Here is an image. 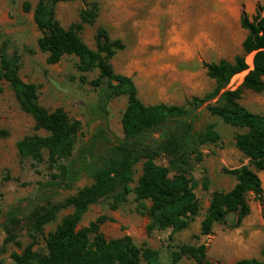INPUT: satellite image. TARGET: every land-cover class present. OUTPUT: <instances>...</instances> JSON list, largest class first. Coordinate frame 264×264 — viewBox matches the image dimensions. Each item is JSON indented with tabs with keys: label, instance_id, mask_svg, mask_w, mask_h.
Masks as SVG:
<instances>
[{
	"label": "trees",
	"instance_id": "obj_1",
	"mask_svg": "<svg viewBox=\"0 0 264 264\" xmlns=\"http://www.w3.org/2000/svg\"><path fill=\"white\" fill-rule=\"evenodd\" d=\"M80 0H36L33 21L41 32L37 48L47 54L49 64L64 55L78 58L81 73L97 71L96 78L87 81L96 89L93 111L100 123L77 148L75 141L80 123L71 120L61 108L48 110L38 103L37 86L19 76L20 56L8 54L0 47V81L8 82L20 109L28 114L36 131L25 135L16 148L23 159L30 158L47 166V180L43 184L52 192L71 191L83 177L89 182L62 201L36 207L28 215L33 237L43 233L46 224L55 220L59 212L70 209L54 230L45 237L46 252L38 253L29 244L21 253L13 252L14 264H159L157 251L146 245H137L129 235L107 238L100 226L105 217L78 227L89 206L110 199L112 209L122 205L133 192L136 210L148 217L147 231L171 229L179 232L188 228L199 214L200 202L195 196V184L188 176V167L203 160L202 147L220 140L214 122L198 128L199 109H205L223 123L243 129L235 135V146L248 159V163L223 172L235 177L228 191H214L200 221V235H209L215 224L224 223L229 213H235L232 224L237 227L249 214L247 194L263 202V188L259 172L264 171V114L253 113L241 104L243 91L264 92V6H257L249 17L243 10L239 25L246 30L241 42V54L231 60L203 63L205 75L213 80L214 88L203 97L192 96L187 105L158 102L143 103L130 76L116 73L110 60L124 48L119 39H111L104 27H98L94 36L95 48H90L80 36L84 24H93L97 17V4L91 3L79 13V21L63 27L56 18L59 3ZM25 11L31 10L28 2ZM252 54V68L241 84L226 88L231 77L248 69L246 56ZM125 96L126 105L120 123L122 137L108 128V104L114 98ZM8 131L0 128V138ZM46 154V160L43 155ZM165 160L168 166L157 163ZM141 172L134 181L135 166ZM170 171L173 174L170 175ZM135 182L134 187L131 184ZM147 202L149 203L147 205ZM14 214L9 213L5 230L8 234L3 245L14 241L16 234L10 226ZM17 243V242H16ZM171 253L174 262L182 257L196 264H217L206 255L204 244H177ZM3 249H0V253ZM259 258H242L233 264H264V245Z\"/></svg>",
	"mask_w": 264,
	"mask_h": 264
},
{
	"label": "rangeland",
	"instance_id": "obj_2",
	"mask_svg": "<svg viewBox=\"0 0 264 264\" xmlns=\"http://www.w3.org/2000/svg\"><path fill=\"white\" fill-rule=\"evenodd\" d=\"M31 5L30 11L23 4ZM97 4V17L93 24H84L80 36L90 48H95L94 36L98 27H104L111 39H119L124 48L110 60L116 73L130 76L136 85L139 99L145 104L165 102L187 105L192 96L203 97L214 88L213 80L205 75L203 63L221 58L231 60L241 54V42L246 31L239 25L245 2L264 6V0H80L59 3L56 18L67 28L79 21V13L91 3ZM36 0H0V47L5 44L8 54L20 56L19 76L37 86L38 103L48 110L61 107L71 120L80 123L75 148L84 143L89 133L100 123L94 114L96 89L89 82L97 71L81 73L78 58L64 55L53 64L46 61L47 54L36 45L41 32L33 21ZM264 13V12H263ZM249 16V14H247ZM250 17V16H249ZM252 68V54L246 56ZM248 72L240 74L243 77ZM240 102L253 113L264 114V92L245 90ZM126 97L120 96L108 104L107 124L117 137H122L120 118ZM197 127L214 122L220 140L202 147L203 160L188 167V176L195 184L194 193L200 202L199 214L190 226L179 232L171 229L147 231L149 219L136 210L133 192L126 202L115 209L110 199L89 206L78 227L87 226L97 217H105L100 231L107 238L129 235L135 244L146 245L157 251L159 264H196L182 257L174 262L171 253L177 244H204L207 258L217 264H233L242 258H259L264 245V171L259 172L263 188V202L247 194L249 214L237 227H233L235 213H229L224 223L215 224L209 235H200V221L214 191H228L235 177L223 172L247 164L248 159L235 146L234 137L243 132L223 123L205 107L199 109ZM0 128L8 136L0 138V264H14L13 252L21 253L31 244L38 253L46 252L45 237L54 230L61 218L70 212L65 209L54 221L46 224L43 233L33 237L28 215L34 208L62 201L77 188L87 184L83 177L71 191L52 192L43 184L48 169L44 162L23 159L17 152V142L25 135L43 134L34 129L32 118L23 112L8 82L0 81ZM46 160V154L43 155ZM158 164L168 166L167 161ZM141 172L135 166L134 181ZM173 171H170V175ZM135 182L131 184L134 187ZM149 203L147 202V205ZM9 213L14 214L10 226L17 235L14 241L3 245L8 236L4 224ZM17 242V243H16ZM141 264H149L142 261Z\"/></svg>",
	"mask_w": 264,
	"mask_h": 264
},
{
	"label": "built area",
	"instance_id": "obj_3",
	"mask_svg": "<svg viewBox=\"0 0 264 264\" xmlns=\"http://www.w3.org/2000/svg\"><path fill=\"white\" fill-rule=\"evenodd\" d=\"M249 68H250V66L248 65V69H249ZM248 69H247V70H248ZM245 71H246V70H245ZM240 74H241V73H237V74L233 75V76L231 77L229 83L227 84L226 88L231 89V90L237 88V87L241 84V82H242V80H241L242 77H240Z\"/></svg>",
	"mask_w": 264,
	"mask_h": 264
},
{
	"label": "crops",
	"instance_id": "obj_4",
	"mask_svg": "<svg viewBox=\"0 0 264 264\" xmlns=\"http://www.w3.org/2000/svg\"><path fill=\"white\" fill-rule=\"evenodd\" d=\"M246 1V0H245ZM245 12L246 14H249L250 17H252L255 13H256V10H255V7L253 5H248L246 4L245 2ZM264 14V13H263ZM246 31V30H245ZM249 70V69H248ZM245 71L243 72H240L241 74L244 73ZM242 80V79H241Z\"/></svg>",
	"mask_w": 264,
	"mask_h": 264
}]
</instances>
